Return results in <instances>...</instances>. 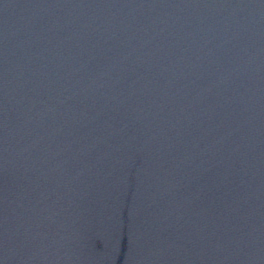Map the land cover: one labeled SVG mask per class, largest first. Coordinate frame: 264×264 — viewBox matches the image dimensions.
Segmentation results:
<instances>
[{"label":"water","instance_id":"1","mask_svg":"<svg viewBox=\"0 0 264 264\" xmlns=\"http://www.w3.org/2000/svg\"><path fill=\"white\" fill-rule=\"evenodd\" d=\"M0 264H264V0H0Z\"/></svg>","mask_w":264,"mask_h":264}]
</instances>
